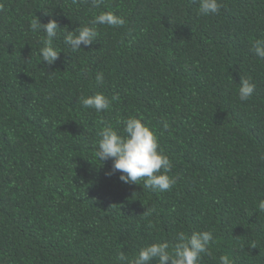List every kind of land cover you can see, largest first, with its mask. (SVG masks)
<instances>
[{"label": "trees", "instance_id": "trees-1", "mask_svg": "<svg viewBox=\"0 0 264 264\" xmlns=\"http://www.w3.org/2000/svg\"><path fill=\"white\" fill-rule=\"evenodd\" d=\"M219 2L205 16L199 0H0V264H117L121 252L172 251L177 233L205 230L213 240L199 264H264V60L252 51L264 0ZM100 12L126 22L95 25L96 41L73 52L64 35ZM36 18L60 26L52 65ZM241 78L256 86L246 101ZM96 93L108 110L81 105ZM130 116L155 130L170 190L105 174L98 133L122 132Z\"/></svg>", "mask_w": 264, "mask_h": 264}, {"label": "clouds", "instance_id": "clouds-1", "mask_svg": "<svg viewBox=\"0 0 264 264\" xmlns=\"http://www.w3.org/2000/svg\"><path fill=\"white\" fill-rule=\"evenodd\" d=\"M93 8H99L103 0H90ZM221 9L219 0H199V14H218ZM125 18L113 12H100L95 14L90 22L93 26H82L74 31H68L64 35V44L69 46L73 52L81 49V45L88 47L98 36L95 25H107L109 27H122ZM33 32L43 30L46 38L43 39V47L39 54L41 61L52 65L59 58L60 52L54 47L53 40L57 37L60 26L55 19H49L46 24L40 23L36 18L30 24ZM253 53L264 60V39H258L253 43ZM96 80L102 83L103 74H97ZM255 84L250 78H241L238 95L242 101L248 100L255 91ZM112 100H118L113 96ZM80 103L85 108L95 109L96 112H103L111 107V101L103 93L83 97ZM122 132L117 131L112 125H105L98 133V150L96 157L101 161H112L111 169L105 174L108 176L120 173L119 179L125 184H140L143 180V188L152 191H168L177 182L175 178L167 173L171 169L169 157L159 144L158 136L154 129L142 122V118L130 116L122 121ZM162 131H167L169 124L162 120ZM264 159V157H261ZM259 211L264 212V200L259 205ZM213 240L211 231L193 232L190 236L184 232L176 234V243L169 250L167 242L152 243L139 249L137 255L129 259L123 252L117 257V264H151L153 260L157 264H199L201 254H209V244ZM219 264H230L227 256L221 255Z\"/></svg>", "mask_w": 264, "mask_h": 264}]
</instances>
